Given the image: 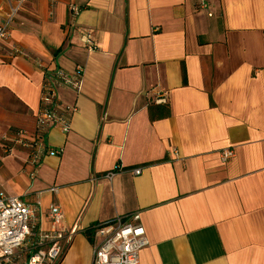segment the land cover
<instances>
[{
	"label": "crops",
	"instance_id": "1",
	"mask_svg": "<svg viewBox=\"0 0 264 264\" xmlns=\"http://www.w3.org/2000/svg\"><path fill=\"white\" fill-rule=\"evenodd\" d=\"M206 2L28 0L11 24L0 189L31 206L38 230L59 206L75 234L58 264H92V226L135 213L149 242L140 264H264V0ZM7 10L0 0V21ZM78 67L77 91L55 86L76 107L70 128L49 130L52 154L31 178L28 151L5 155L2 139L33 133L44 73ZM157 92L170 114L150 120ZM224 149L235 156L222 163Z\"/></svg>",
	"mask_w": 264,
	"mask_h": 264
},
{
	"label": "built area",
	"instance_id": "2",
	"mask_svg": "<svg viewBox=\"0 0 264 264\" xmlns=\"http://www.w3.org/2000/svg\"><path fill=\"white\" fill-rule=\"evenodd\" d=\"M8 10L0 21V46L8 44L11 35V24L19 13L23 4L28 0H5ZM206 0H198L196 10H207ZM76 14L77 9L71 8ZM211 16L210 13H208ZM88 49L96 46L88 34L83 35ZM17 47H12V53L19 54ZM82 69H75L73 74L63 70L54 73H44L40 91V107L35 116L34 131L27 134L16 131L12 140L6 137L3 152L10 154L14 146L28 151L29 162L32 167L31 178L36 174L44 156L52 154L45 139L50 129L58 127L64 133L70 128V120L76 107L62 103L55 93V86H63L78 90ZM157 104H168L166 92H157L152 96ZM53 153L59 154L60 151ZM235 156L233 149L220 152L222 163ZM122 169L116 166L103 175L111 180ZM140 168L132 170L134 175L141 173ZM63 213L59 206L49 207V218L52 228L48 231L36 229L33 209L20 197L11 196L0 189V264H58L72 242L75 230L64 231L59 226L63 220ZM91 242L93 248L92 264H140V252L149 244L146 232L139 222V214L129 217H117L112 222L95 224L91 228Z\"/></svg>",
	"mask_w": 264,
	"mask_h": 264
},
{
	"label": "trees",
	"instance_id": "3",
	"mask_svg": "<svg viewBox=\"0 0 264 264\" xmlns=\"http://www.w3.org/2000/svg\"><path fill=\"white\" fill-rule=\"evenodd\" d=\"M183 81L185 82V76L183 77ZM148 112L150 115V120H154L156 118H166L169 116L170 114V110L169 107L167 106V104H149L148 106ZM91 229L90 231L87 232V237L90 239V235H91Z\"/></svg>",
	"mask_w": 264,
	"mask_h": 264
}]
</instances>
